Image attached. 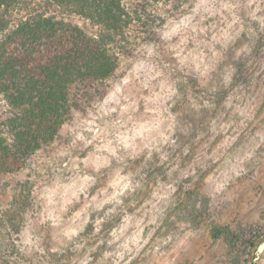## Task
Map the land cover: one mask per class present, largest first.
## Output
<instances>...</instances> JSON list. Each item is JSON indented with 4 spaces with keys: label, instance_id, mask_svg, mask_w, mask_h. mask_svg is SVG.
I'll list each match as a JSON object with an SVG mask.
<instances>
[{
    "label": "rangeland",
    "instance_id": "obj_1",
    "mask_svg": "<svg viewBox=\"0 0 264 264\" xmlns=\"http://www.w3.org/2000/svg\"><path fill=\"white\" fill-rule=\"evenodd\" d=\"M149 11L103 97L0 177V264H245L210 225L264 226V0Z\"/></svg>",
    "mask_w": 264,
    "mask_h": 264
},
{
    "label": "trees",
    "instance_id": "obj_2",
    "mask_svg": "<svg viewBox=\"0 0 264 264\" xmlns=\"http://www.w3.org/2000/svg\"><path fill=\"white\" fill-rule=\"evenodd\" d=\"M173 1L0 0V177L27 168L75 111L103 97L119 64L115 46L124 48L128 28L140 21L149 29L155 22L149 8ZM76 17L97 32L88 33ZM210 231L245 261L264 226L235 231L212 223ZM49 264H61L60 258Z\"/></svg>",
    "mask_w": 264,
    "mask_h": 264
},
{
    "label": "water",
    "instance_id": "obj_3",
    "mask_svg": "<svg viewBox=\"0 0 264 264\" xmlns=\"http://www.w3.org/2000/svg\"><path fill=\"white\" fill-rule=\"evenodd\" d=\"M264 241V231L256 237V239L254 240L250 251L248 253L247 259L245 261V264H254V260L257 254V251L259 249V247L261 246V244Z\"/></svg>",
    "mask_w": 264,
    "mask_h": 264
}]
</instances>
